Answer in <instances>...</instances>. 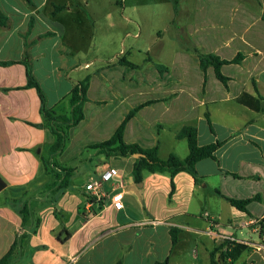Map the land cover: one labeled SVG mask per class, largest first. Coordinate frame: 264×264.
I'll use <instances>...</instances> for the list:
<instances>
[{"label": "crops", "instance_id": "0c3cea01", "mask_svg": "<svg viewBox=\"0 0 264 264\" xmlns=\"http://www.w3.org/2000/svg\"><path fill=\"white\" fill-rule=\"evenodd\" d=\"M188 4L191 16L183 26L176 25V35L187 42L190 38L194 45L176 47L169 66L155 63L156 68L164 67L163 74L156 69L146 76L138 74L139 64L127 58L130 50L125 56L136 68L118 64L124 52H117L95 71L107 69L106 79L113 86L104 89V99L99 100L92 96L93 64L70 54L85 49L79 47V27L91 14L88 1L0 0V11L11 21L9 28L0 29V176L5 189L11 190L10 198L0 203V259L22 237L11 264H156L166 260L169 264H211L212 253L220 264H264V0L256 4L252 0H189ZM171 10L177 14L174 26L180 11L173 3ZM120 17L126 19L125 5ZM194 49L221 59L232 60L238 54L244 58L222 67L229 78L225 86L213 67L206 72L201 69ZM25 61L31 64L46 107L55 116L71 115V90L90 76L85 119L80 124L87 121L91 133L108 132L105 140L131 109L156 100L127 123V144L159 145L161 159L172 153L184 159L189 155L188 142L177 152V142L184 140L177 133L193 125L199 145H222L215 158L196 164V178L187 171L175 176L145 171L143 180L136 182L132 174L136 158L109 157L91 147L100 142L84 146L93 150L84 170L69 167L67 163L76 157L70 152L72 139L68 143L75 127L66 129L63 149L54 151L56 137L41 111L37 90L28 87ZM144 61L153 60L147 56ZM119 67L126 72L116 74ZM145 91L153 92L152 98L134 102ZM245 94L260 97V111L242 103ZM109 100H117L119 108L131 103L110 126ZM91 103L99 105L89 121ZM184 120L193 122L179 126ZM167 130L176 140L169 149ZM109 168H116L119 176L103 187L106 196L98 200L86 186ZM119 194L121 208L114 200ZM255 196L247 211L228 201ZM25 207H29V217L23 223ZM225 241L247 249L235 258L222 259L227 248L216 249Z\"/></svg>", "mask_w": 264, "mask_h": 264}, {"label": "rangeland", "instance_id": "374dc122", "mask_svg": "<svg viewBox=\"0 0 264 264\" xmlns=\"http://www.w3.org/2000/svg\"><path fill=\"white\" fill-rule=\"evenodd\" d=\"M88 1V11L91 14H87V19L84 20V26L79 27L81 29V34L79 35L80 45L83 47L84 51L70 52V54L81 57V61L88 60L93 66V85L94 93L93 98L103 100V90L107 87L111 90L113 86L107 81L106 77L109 75L107 69H99L96 73L95 71L107 61V58L113 57L117 52H124L119 55V59L126 57L125 52L130 50L131 53L127 56L128 59L133 60L139 64L140 68L137 70L138 74L143 76L153 74L156 68L155 63H163L169 66L173 50L182 46H193L191 39L188 42L182 38L177 37V32L179 28L176 25H184L187 22V18L190 17L191 5L188 4L189 0H87ZM176 1V2H175ZM256 4V0H252ZM178 8L180 14H178V19H176V24L172 26L173 17L177 16L171 10V4ZM123 5L126 6V19L120 17V10H122ZM82 6H84L82 4ZM85 7V6H84ZM136 13V16L132 15ZM86 14V13H85ZM140 16V17H139ZM139 17V18H138ZM139 22L141 24V30L138 29ZM181 23V24H180ZM78 29V30H79ZM158 31H162L158 37ZM138 33V34H137ZM130 48H133L130 49ZM121 56V57H120ZM149 56L153 61H144L146 57ZM118 59V60H119ZM151 62L153 63L150 64ZM119 64V62H118ZM116 74L121 75L126 72V68L119 67L115 69ZM228 71V70H226ZM162 74L164 71H159ZM210 75V74H209ZM211 76L216 80L214 74ZM118 89V87H116ZM116 92V91H115ZM153 92L145 91L143 95L135 98L134 102H140L152 98ZM129 103H125L122 108L118 107V101L109 100L107 106H109L111 111L110 125H115L118 120V115L123 112L124 109L130 106ZM98 103H91L87 106V112L89 115V121L92 118V111L98 108ZM105 105L102 108L106 107ZM101 108V106H100ZM108 108V109H109ZM113 108V110H112ZM72 115V113H71ZM67 115H53L56 120L50 119V125L58 130H64L67 127V123L62 117H71ZM86 122L80 124V126L75 127L72 133L69 135L70 147H74L71 153L76 154L73 160H70L68 166H78L79 169L84 170L87 166L86 157L93 151L84 146L89 142H101L107 138L108 132L106 131H96L91 133V130L86 128ZM193 121L184 120L179 123V126L191 123ZM165 136L166 148H171L174 146L175 138L171 137L170 131L167 130ZM72 143V144H71ZM176 144L177 152L181 153L182 149L187 147V140H180ZM48 147H45V152L47 153ZM18 150V149H17ZM20 150V149H19ZM20 152V151H19ZM72 155V154H71ZM59 160V159H58ZM5 176V175H3ZM77 182L80 180L76 179ZM11 190L5 189L0 193V203H4L7 198H10ZM28 204L29 201H28ZM29 208V207H28Z\"/></svg>", "mask_w": 264, "mask_h": 264}, {"label": "trees", "instance_id": "16d2710c", "mask_svg": "<svg viewBox=\"0 0 264 264\" xmlns=\"http://www.w3.org/2000/svg\"><path fill=\"white\" fill-rule=\"evenodd\" d=\"M31 4V0H26ZM64 7H58V9H63ZM262 18L264 19V13ZM11 25L10 18L0 11V29L9 28ZM194 52L198 55L200 67L206 72L209 67H213L215 70V74L217 78L227 86L229 78L222 73V67L224 65L232 64V63H240L243 60V55L238 54L234 59L227 60L221 59L218 55L215 54H206L201 52L199 49H194ZM120 65H124L127 67L136 68L137 65L130 62L126 57H122L118 60ZM15 62H1L2 65H10ZM26 66V72L28 77V87L35 88L40 97L42 108L41 111L45 115V117L50 122L56 120L53 118L54 112L49 110L46 107V97L45 94L35 79L32 71L31 64L28 62H24ZM164 67H159V71H164ZM90 76H86L83 80L76 83L70 93V105L72 108L71 117H62L67 123L66 129H71L78 126L85 119V111L84 105L88 101V90L90 85ZM242 103L247 105L248 107L260 111V97L255 98L250 95H243L241 98ZM157 102L156 100H149L139 106L131 109L129 113L126 115L122 123L116 129L115 133L107 140L94 144L91 147L95 149H100L109 157H129L133 156L136 153L143 154L144 157L137 158L135 160L134 168H133V177L136 182H141L143 180V173L145 171L155 173V172H168L171 176H175L177 173L181 171H187L191 173L195 178L197 177L196 173V164L207 158H215V152L222 145L221 142H216L208 145L201 146L198 142V130L193 125H185L183 126L179 132L177 133V138L186 139L189 146V155L181 159L178 155L172 153L169 155L167 159H161L159 156V145H156L152 148H143L139 144H127L124 140L125 129L127 123L131 118H133L139 110L142 108L149 106L153 103ZM49 122V125H50ZM51 130L53 131L56 140L52 146L54 151L62 150L66 140H67V131L58 130L55 127L51 126ZM212 127V125H211ZM257 196L247 198V199H232L228 198V201L237 209L241 211H247V206L257 200ZM21 214L23 215V223H26L29 217L28 208L25 207L22 209ZM173 242H176L177 236L175 232H172ZM22 237H17L10 250L0 259V264H11V260L13 258L14 252L20 244ZM227 248L226 251H223L221 254V258L225 259L228 257L235 258L242 251L247 249V246L225 241L223 244L217 248L216 250H223ZM216 252V251H215ZM117 264H121L118 262ZM156 264H169L166 260L164 262H157ZM211 264H220V261L216 259L215 253H212L211 256Z\"/></svg>", "mask_w": 264, "mask_h": 264}, {"label": "built area", "instance_id": "2783aa9c", "mask_svg": "<svg viewBox=\"0 0 264 264\" xmlns=\"http://www.w3.org/2000/svg\"><path fill=\"white\" fill-rule=\"evenodd\" d=\"M119 176V171L116 168H109L102 172L97 178H95L91 183L87 184L86 191L96 197L98 200L103 199L106 194L103 191V187L111 183L115 178ZM120 194L114 196L116 201V207L121 208L123 205L120 202ZM204 217L213 221L209 213H205ZM264 223V217H263Z\"/></svg>", "mask_w": 264, "mask_h": 264}, {"label": "water", "instance_id": "95a60500", "mask_svg": "<svg viewBox=\"0 0 264 264\" xmlns=\"http://www.w3.org/2000/svg\"><path fill=\"white\" fill-rule=\"evenodd\" d=\"M136 159L140 158V157H144L143 154L140 153H136L133 155ZM141 184V183H140ZM7 184L6 182L2 179V177L0 176V192H2L5 188H6Z\"/></svg>", "mask_w": 264, "mask_h": 264}]
</instances>
